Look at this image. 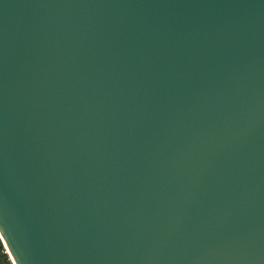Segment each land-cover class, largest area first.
Instances as JSON below:
<instances>
[{
	"label": "water",
	"instance_id": "1",
	"mask_svg": "<svg viewBox=\"0 0 264 264\" xmlns=\"http://www.w3.org/2000/svg\"><path fill=\"white\" fill-rule=\"evenodd\" d=\"M0 233L16 264H264V0H0Z\"/></svg>",
	"mask_w": 264,
	"mask_h": 264
},
{
	"label": "trees",
	"instance_id": "2",
	"mask_svg": "<svg viewBox=\"0 0 264 264\" xmlns=\"http://www.w3.org/2000/svg\"><path fill=\"white\" fill-rule=\"evenodd\" d=\"M0 253H2V256H0V264H5V261H7V264H10V262L7 260L6 253L3 252V247L0 241Z\"/></svg>",
	"mask_w": 264,
	"mask_h": 264
},
{
	"label": "bare ground",
	"instance_id": "3",
	"mask_svg": "<svg viewBox=\"0 0 264 264\" xmlns=\"http://www.w3.org/2000/svg\"><path fill=\"white\" fill-rule=\"evenodd\" d=\"M0 237H1L2 241H3V245H4V247L6 248L7 253L9 254V258L11 259L12 264H16L15 259L13 258L12 254L10 253V251H9V249H8V246L6 245L4 239L2 238L1 233H0Z\"/></svg>",
	"mask_w": 264,
	"mask_h": 264
},
{
	"label": "rangeland",
	"instance_id": "4",
	"mask_svg": "<svg viewBox=\"0 0 264 264\" xmlns=\"http://www.w3.org/2000/svg\"><path fill=\"white\" fill-rule=\"evenodd\" d=\"M0 241H1V244H2V247H3V252L6 253V255H7V260L10 262V264H12V261H11V259L9 258V254L6 252V248H4V245H3V243H2L1 238H0ZM0 258H1V257H0Z\"/></svg>",
	"mask_w": 264,
	"mask_h": 264
},
{
	"label": "snow or ice",
	"instance_id": "5",
	"mask_svg": "<svg viewBox=\"0 0 264 264\" xmlns=\"http://www.w3.org/2000/svg\"><path fill=\"white\" fill-rule=\"evenodd\" d=\"M0 256H2V253H0ZM5 264H7V261H5Z\"/></svg>",
	"mask_w": 264,
	"mask_h": 264
}]
</instances>
